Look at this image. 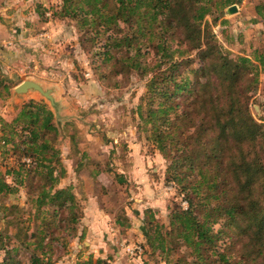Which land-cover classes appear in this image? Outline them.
<instances>
[{
    "label": "trees",
    "instance_id": "obj_1",
    "mask_svg": "<svg viewBox=\"0 0 264 264\" xmlns=\"http://www.w3.org/2000/svg\"><path fill=\"white\" fill-rule=\"evenodd\" d=\"M239 1L62 0L61 15L77 18L84 31L95 30L90 36L85 32L82 42L95 47L104 41L107 50L97 54L116 72L154 71L140 109L144 130L173 160L168 179L189 205L175 203L166 234L158 225L154 229L151 213L146 238L154 252L168 255L172 242H184L195 264H264V115L255 118L249 106L264 73V51L256 50L254 59L233 54L206 19ZM262 8L257 12L264 19ZM151 53L154 62H146ZM3 81L0 76V92L10 93ZM1 131L0 142L10 145L20 162L7 174L17 184L36 174L35 218L42 221L30 235L0 225V264H25L16 258L20 248L31 253L28 264H51L42 256L52 250L45 243L47 228L56 217L78 221L71 188H55L62 162L54 111L30 100L11 121L1 119ZM16 190L0 174V194ZM8 223L17 224L15 218Z\"/></svg>",
    "mask_w": 264,
    "mask_h": 264
},
{
    "label": "rangeland",
    "instance_id": "obj_2",
    "mask_svg": "<svg viewBox=\"0 0 264 264\" xmlns=\"http://www.w3.org/2000/svg\"><path fill=\"white\" fill-rule=\"evenodd\" d=\"M233 5L238 9L231 13ZM231 6L215 14L217 21L213 15L206 19L227 49L254 59L256 50L264 51V19L257 12L258 6L264 12V0H240ZM61 12L62 0H0V76L10 87V93L0 92V135L1 119L11 121L24 103H47L60 130L56 146L62 166L55 171L59 176L55 188L70 187L77 205V223H62L56 217L54 226L47 228L57 239L47 230L45 243L52 250L42 256L51 264H195L184 242H170L173 251L168 255L154 252L146 238L151 213L154 229L158 225L166 234L175 203L189 205L168 179L173 160L144 130L148 126L140 109L154 71L116 72L97 54L107 50L104 41L95 47L82 42L85 32L90 36L95 30H82L77 18ZM146 62H154L153 53ZM27 79L52 89L55 104L34 89L16 92ZM249 106L255 118L264 115V73ZM17 159L11 146L0 142V174L17 189L0 194V225L30 235L42 221L35 218L32 180L37 177L32 174L17 184L7 174L20 167ZM13 218L17 224L10 225ZM16 258L28 264L31 253L20 248Z\"/></svg>",
    "mask_w": 264,
    "mask_h": 264
},
{
    "label": "water",
    "instance_id": "obj_3",
    "mask_svg": "<svg viewBox=\"0 0 264 264\" xmlns=\"http://www.w3.org/2000/svg\"><path fill=\"white\" fill-rule=\"evenodd\" d=\"M237 9H238L237 5H233V6L229 7V11L231 13L237 11ZM30 89H34V90L39 91L41 94H43L48 99H50L52 104H55L54 96L52 94V89H45L40 83H38L34 80H29V79L24 80L22 83H20L15 88V91L18 93H23V92H26Z\"/></svg>",
    "mask_w": 264,
    "mask_h": 264
},
{
    "label": "crops",
    "instance_id": "obj_4",
    "mask_svg": "<svg viewBox=\"0 0 264 264\" xmlns=\"http://www.w3.org/2000/svg\"><path fill=\"white\" fill-rule=\"evenodd\" d=\"M1 44V43H0ZM3 45V44H2Z\"/></svg>",
    "mask_w": 264,
    "mask_h": 264
}]
</instances>
